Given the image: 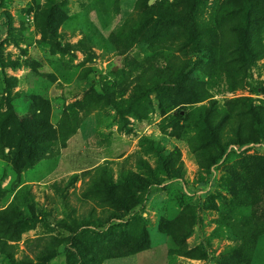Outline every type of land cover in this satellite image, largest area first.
<instances>
[{"label":"rangeland","instance_id":"obj_1","mask_svg":"<svg viewBox=\"0 0 264 264\" xmlns=\"http://www.w3.org/2000/svg\"><path fill=\"white\" fill-rule=\"evenodd\" d=\"M254 1L0 0V264H264Z\"/></svg>","mask_w":264,"mask_h":264},{"label":"trees","instance_id":"obj_2","mask_svg":"<svg viewBox=\"0 0 264 264\" xmlns=\"http://www.w3.org/2000/svg\"><path fill=\"white\" fill-rule=\"evenodd\" d=\"M191 3H188V12H189V18H192L194 21L196 20V11H195V4L197 2V0H190ZM247 4V6L250 8V10L252 12H254L255 14L259 13V5H258V1H254V0H244ZM251 2V3H250ZM250 3V5H249ZM172 18L174 20H177L179 18V16H172ZM248 20V24L250 25V29L249 32H245V33H238V41L236 42V44H231V45H236L237 50H239V55H241V59L243 62V58L248 59L249 61H251L252 63H256L262 59H264V46L263 44L260 42L259 38L257 36H253V34L251 33V31L254 29L253 28V23L254 21H257L256 19L254 20L252 15H250V13L248 14L247 17ZM207 52V51H206ZM172 70V74H174L178 80V84H180L182 86V89H184V81L188 78L189 76L187 75V73L184 72H180V68H178V70H176V73L173 71L172 68H170ZM225 74L227 77V84L229 85V88L231 91H235L236 89V85L233 81H232V72L225 70ZM206 124L208 125V122H206ZM250 142V141H249ZM251 143V142H250ZM217 146L221 149V145L217 144ZM164 159V157H163ZM123 179L125 180V184H124V190L126 192V195L132 200L135 201L134 198V194H133V190H137L138 192L143 191L146 187H149L150 184H148L143 178H138L136 177L132 172L126 174L125 176H123ZM113 201L118 204L120 207L125 208V205L122 204V202L116 198L115 196H113ZM251 244L253 245V242L251 240H249L248 242V246L247 248L250 249L251 248Z\"/></svg>","mask_w":264,"mask_h":264}]
</instances>
